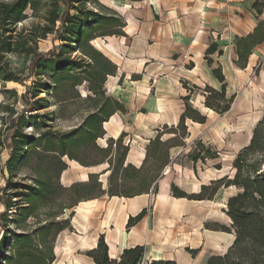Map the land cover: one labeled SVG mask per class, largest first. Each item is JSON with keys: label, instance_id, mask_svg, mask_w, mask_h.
Here are the masks:
<instances>
[{"label": "trees", "instance_id": "trees-1", "mask_svg": "<svg viewBox=\"0 0 264 264\" xmlns=\"http://www.w3.org/2000/svg\"><path fill=\"white\" fill-rule=\"evenodd\" d=\"M253 8L261 15L264 1H257ZM29 20L32 22L25 26ZM126 26L124 17L100 0H0V81L25 88L20 96L15 90H3L5 99L0 102V264H55L58 237L74 231V214L67 217V212L104 196L156 195L159 181L174 162L171 149L187 146V120L207 123V116L191 103L193 93L189 90L183 98L185 110L179 124L158 131L147 146L141 167L126 164L130 150L124 144L126 134L118 140L108 139L106 147L99 145L106 136L105 123L128 110L106 89L108 79L117 76L118 66L94 44L101 38L126 37ZM49 39L53 48L42 52L40 42ZM263 43L264 21L258 18L254 31L237 42V66L246 69L255 48ZM216 53L223 55L214 42L205 54L211 66V56ZM13 58L23 60L26 68L14 67ZM213 75L222 87L206 86L204 104L224 116L232 110L237 96H228L221 67L213 69ZM11 97L22 102L20 112L10 103ZM165 135L170 137L164 140ZM197 142L205 154L194 150L188 157L191 162L219 158L203 142ZM68 161L85 168L108 164L102 172H112L107 188L100 174L63 185ZM25 170L30 176L23 173ZM233 170V177L211 181L197 194H188L174 184L171 194L212 201L221 189L236 188L237 194L227 202L231 226L214 228L234 234L235 240L226 254L210 257L207 264H264V114L249 144L237 155ZM147 214L144 209L131 216L127 230ZM87 256L95 264H144L147 249L127 248L113 259L101 235ZM150 264L177 263L152 259Z\"/></svg>", "mask_w": 264, "mask_h": 264}, {"label": "crops", "instance_id": "crops-1", "mask_svg": "<svg viewBox=\"0 0 264 264\" xmlns=\"http://www.w3.org/2000/svg\"><path fill=\"white\" fill-rule=\"evenodd\" d=\"M257 1L259 0H145L130 2L129 5L132 8L123 7L119 11L127 23L126 37L120 38L133 42V46L137 43H141L143 47L146 46L143 50L134 53V59L130 58V60L126 56L123 58L122 52L115 48L121 60L115 62L110 58L119 68L117 76L111 78L122 80L123 86H119L122 88L121 91L110 92L108 86L106 89L109 95L125 105L128 113H117L105 123V138L118 140L122 134H126L127 145L130 147L126 164L141 167L146 157L147 146L157 136L158 131H162L164 126L172 127L179 124L185 106L172 109L171 104L175 101V93L181 83L191 82L193 86L198 87L202 103L205 101L203 87L210 86L214 89L222 87L213 75V69L222 68L228 86L235 68L244 71L251 67L254 54L263 47L264 43L255 48L248 67L241 69L236 64L237 42L254 31L258 18L264 21V8L261 15H258L253 8ZM214 42L219 45L223 55L220 56L218 53L212 55L213 65L211 66L205 59V54ZM173 55H178L174 64L171 63ZM185 56L190 58L191 68L185 69L180 66ZM153 60H156L160 67L152 65ZM136 73H141L143 77L140 80H124V78L130 79V76ZM186 96L179 94L182 100ZM143 109L147 112H139ZM198 110L201 112L200 109ZM208 123V116L205 124L187 120L189 133L186 139L187 146L171 149L174 162L159 181L156 195H141L134 198L108 196L110 211H115L121 227L127 226L129 218L136 216L144 209L148 210L150 216L147 214L141 222L131 228L126 238L121 236L120 240H117L111 235L113 232H108V230L112 231L110 228L114 226V223L107 218L105 210L107 204L102 201L103 197L83 202L80 204L85 206L83 212L85 215L82 217L87 220L83 222L81 218L77 219L73 216L74 231L63 232L57 239L55 264L60 260L63 264H95L93 259L87 256V252L97 247L101 235L105 236L109 255L113 259L118 258L125 249L135 246H145L147 254L152 252L153 258L157 261H173L177 264H193L203 257L209 259L226 254L235 240V235L206 227L211 220L207 206L236 188L221 189L212 201L175 198L171 194L173 184L188 194H197L203 185H209L211 181L217 180L213 177L205 179L208 173L198 172L196 163L191 162V165H186L178 161L180 157L189 153L191 144L203 141L201 129ZM136 138L138 140H135ZM107 168L108 165L104 170ZM67 172L69 173V168ZM102 172L97 174L102 177ZM80 177L82 176L75 177L71 174L66 176L65 173L61 181L63 185L70 186L74 182L82 181ZM236 191L238 192L237 189ZM237 192L227 196L225 202L227 203L229 198ZM103 206H105L102 214L104 219L101 221L92 220L89 214L85 213L90 210L98 215L100 213L98 207ZM185 220L199 221L196 226L200 227V231L203 229L204 234L201 232V234H194L191 241H187L183 246L159 244V241L162 242L165 239L166 233L186 230V227L183 228L178 223ZM104 221H107L108 225L107 222L102 225ZM89 232L96 234L92 237V242L86 239ZM176 240L181 239L176 238ZM76 242L78 246L73 249ZM65 246L69 251L65 249ZM116 246H120L121 251L115 256L112 254V249ZM72 249V254H68ZM189 250L195 254H191Z\"/></svg>", "mask_w": 264, "mask_h": 264}, {"label": "rangeland", "instance_id": "rangeland-1", "mask_svg": "<svg viewBox=\"0 0 264 264\" xmlns=\"http://www.w3.org/2000/svg\"><path fill=\"white\" fill-rule=\"evenodd\" d=\"M100 2L105 5L106 7L113 9L117 12L121 11L124 8L129 9L132 8L129 4L130 2H127L125 0H100ZM32 21H27L24 23L25 26H29ZM94 45L100 49L107 57L111 58L115 62H120V57L116 53V50H120L122 52V57L128 58V59H134L135 55L134 53L139 52L144 49L146 46H142L141 43H137L135 46H133V42L123 40L120 37H107V38H101L97 40ZM59 44V43H57ZM111 49H108V48ZM53 48V42L52 39L41 41L40 42V50L42 52H48ZM115 48V49H114ZM119 53V52H118ZM133 56V57H132ZM178 58V55H173L171 59V63L174 64V61ZM130 59V60H131ZM13 65L19 70H23L26 68V63L23 60H19L16 58H13ZM152 65L158 66V62L153 60L151 63ZM149 65V64H148ZM180 66L188 69L192 67V62L188 56H185V59L182 63H180ZM184 74V73H182ZM140 80L143 75L141 73L132 74L130 76V79L124 78V80ZM120 78V75H119ZM123 79V78H122ZM30 83V82H29ZM108 86V89L110 92H114L116 90L121 91V87L123 86V81H119L117 78H109L108 82L106 84ZM187 87V89H186ZM206 87H203L202 91L205 90ZM179 89V91H178ZM177 89V92L175 93V101L172 102L171 108L172 109H179L180 107L184 108L185 102L182 100V97L179 98V94H183L184 96L189 94V90L192 91V104L194 107L201 110V113L203 115H207L209 118V123L203 129H201L203 142L207 148H210L212 152H216L219 156L216 160H207L206 163L199 161L196 163L198 165V172L206 171L208 173V176H205V179H208L209 177H213L216 179L222 178L224 176H234L235 170H233V163L237 157V155L240 153V151L247 146V144L250 142V136L253 133V129L258 123V121L262 118L264 114V45L260 48V50H257L254 54V57L252 59V65L248 70L241 71L238 68H235L233 71V74H231L229 79V84L227 88V94L228 96L236 95L237 99L233 106V109L226 115L220 116L216 114L215 112L209 110L205 106V101L200 102L199 95L201 94L199 90L195 89L193 84L190 82H184L179 85V88ZM220 89V88H219ZM3 90H15L18 95L20 96L24 91L25 88L17 83H7L3 84L0 81V102L4 101L5 95L3 94ZM180 92V93H179ZM10 103H14L16 109L18 112H20L24 106L22 102H16V99L14 97H11ZM139 112H147L146 110H142ZM28 132H31L28 130ZM170 135H165L164 140L169 138ZM103 141H99V145L101 147H106L108 140L106 138L102 139ZM135 140H138L137 138ZM128 139H124V144H127ZM197 142V141H196ZM195 144V145H194ZM192 148L188 151L189 153L186 155H183V157L179 158V162L191 165V160L188 159V157L193 153L195 150L204 152V150L198 145L197 143L191 144ZM207 155V153H206ZM6 158V156H5ZM204 164V166H203ZM69 165V173L66 171L63 174L66 173V176L69 174L80 177L82 181H86L88 178V175L91 174H97L104 170V168L108 164H104L103 166H98L95 168L85 169L80 164H74L73 162L68 161ZM218 166H221L222 169H218ZM169 168V167H168ZM168 168L166 170H168ZM24 174L30 176L29 171H24ZM112 172H109L107 174H104L101 177V182H103L104 187L107 188L108 185V179ZM63 176V175H62ZM209 184V183H208ZM129 186V185H126ZM236 189H233L232 191H229L226 193V195H223L219 197L214 203H211L208 205V213H210V222L207 223V228H217L216 225H221L225 227L231 226V220L226 214V208L227 203L226 198L230 194L236 193ZM103 202H106L107 206L98 207L99 210L98 215L96 212L85 211L86 214H89L90 219L92 220H98L101 221L104 219L102 217V214L104 213L103 210L107 211V218L108 220H112L114 223V226H112L110 229L112 231L108 230V232L112 233L113 238L120 240V237L123 236V238H126L127 235L131 232V230H127V227H121L120 222L117 221V215H115V211H110V205L108 201V196H104L102 198ZM85 206L79 205L74 210H71L67 212V217H69L72 213L74 214V217H77V219L81 218L83 222H86L87 218L82 217ZM104 210V211H105ZM148 216L150 214L148 213ZM208 217H206L207 219ZM107 221L102 222L101 224H106ZM110 223V221H109ZM181 227L187 228L186 230H181L178 232H169L165 234V239L160 242L159 244H167V245H174L179 244L180 246H183L184 243L187 241L190 242L192 239V236L194 234H204V230L200 227L196 226L198 222L195 221H181L178 222ZM108 225V222H107ZM109 229V228H108ZM86 230V229H85ZM169 230V229H168ZM201 232V233H200ZM96 234H93V232H89L86 236V239H88L90 242H92V237H95ZM176 238H179L181 240L177 241ZM78 240V239H77ZM185 241V242H184ZM78 242V241H77ZM74 243L73 249L78 246V244ZM177 246V245H175ZM65 249L68 250V247L65 246ZM73 249L68 254H72ZM69 251V250H68ZM121 251V247H113L112 254L117 255ZM190 251V250H189ZM59 252V251H58ZM66 253V252H65ZM152 257V258H151ZM154 255L152 252H149L147 254L146 260L144 264H150L153 260H157L153 258ZM208 259L206 257L198 259V261L194 262L193 264H207ZM57 264H63L61 260Z\"/></svg>", "mask_w": 264, "mask_h": 264}, {"label": "bare ground", "instance_id": "bare-ground-1", "mask_svg": "<svg viewBox=\"0 0 264 264\" xmlns=\"http://www.w3.org/2000/svg\"><path fill=\"white\" fill-rule=\"evenodd\" d=\"M117 1V0H116ZM129 19V18H128ZM130 20V19H129ZM129 23H131V22H129ZM132 31V30H131ZM108 48V47H107ZM108 49H111V48H108ZM112 50V49H111ZM251 137H252V135L250 136V139H249V141L251 140Z\"/></svg>", "mask_w": 264, "mask_h": 264}, {"label": "built area", "instance_id": "built-area-1", "mask_svg": "<svg viewBox=\"0 0 264 264\" xmlns=\"http://www.w3.org/2000/svg\"><path fill=\"white\" fill-rule=\"evenodd\" d=\"M166 172V171H165Z\"/></svg>", "mask_w": 264, "mask_h": 264}]
</instances>
